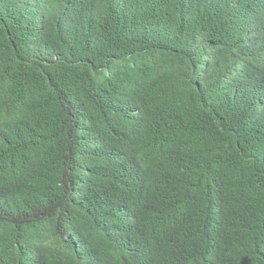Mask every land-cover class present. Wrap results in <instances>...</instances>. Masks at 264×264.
Wrapping results in <instances>:
<instances>
[{
	"label": "trees",
	"instance_id": "1",
	"mask_svg": "<svg viewBox=\"0 0 264 264\" xmlns=\"http://www.w3.org/2000/svg\"><path fill=\"white\" fill-rule=\"evenodd\" d=\"M0 264H264V0H0Z\"/></svg>",
	"mask_w": 264,
	"mask_h": 264
}]
</instances>
